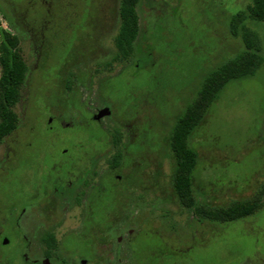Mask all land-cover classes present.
<instances>
[{"label":"rangeland","instance_id":"374dc122","mask_svg":"<svg viewBox=\"0 0 264 264\" xmlns=\"http://www.w3.org/2000/svg\"><path fill=\"white\" fill-rule=\"evenodd\" d=\"M250 1L141 0L143 43L127 59L116 57L119 0H91L90 6L87 0H0V29L16 35L28 65L14 107L18 127L0 147V209H21L34 199L41 183L56 177L63 149L100 147L98 171L118 187L114 198L107 181L97 208L100 219L118 225L121 264H133L132 246L149 264H264V203L233 222L196 217L176 195L169 145L176 119L204 77L244 49L230 20ZM151 20L149 39L155 41L147 47ZM248 24L264 54V21ZM100 110L106 114L99 117ZM95 124L118 131L119 142L112 144ZM139 136L145 146L135 145ZM190 142L199 154L193 180L199 204L227 207L264 195V64L226 86ZM119 153L122 164L111 175ZM62 166V175L74 167ZM85 208V200L78 206L59 201L54 208L49 200L30 204L23 218H63V229L76 232L85 216L94 218ZM116 247L113 240L76 255L90 264H115Z\"/></svg>","mask_w":264,"mask_h":264},{"label":"trees","instance_id":"16d2710c","mask_svg":"<svg viewBox=\"0 0 264 264\" xmlns=\"http://www.w3.org/2000/svg\"><path fill=\"white\" fill-rule=\"evenodd\" d=\"M140 2L141 0H119L121 17L115 38L118 58L136 57L141 50L143 42H140ZM249 21H264V0H251L245 8H241L231 17L230 32L234 37L241 39L244 49L219 64L204 77L195 98L176 119L170 135L169 145L175 161L172 183L180 204L196 217L216 223L233 222L251 216L257 213L264 203L262 201L264 195L260 194L251 199L235 201L227 207L199 204L193 188L194 173L199 164V154L190 142L193 133L204 122L209 109L230 82L254 75L264 64L261 39L249 26ZM149 34L150 23L145 43L147 47L153 46L155 41L152 37L149 39ZM156 35L158 36V33ZM0 68L1 147L4 138L18 127L14 107L20 99L28 73V65L20 53L16 35L4 28L0 29ZM117 156V161L121 162L122 154L119 153ZM140 256L136 254L139 264H149L145 258L139 260Z\"/></svg>","mask_w":264,"mask_h":264},{"label":"flooded vegetation","instance_id":"af4514ba","mask_svg":"<svg viewBox=\"0 0 264 264\" xmlns=\"http://www.w3.org/2000/svg\"><path fill=\"white\" fill-rule=\"evenodd\" d=\"M87 1L90 6L91 0ZM118 14L120 16L119 10ZM153 20H156L157 23L163 21L161 19ZM153 20L149 23L151 24ZM102 101L104 100L102 99ZM97 113L92 116L96 121L99 120ZM95 125L104 133L106 138L110 139L112 144L116 145L115 141L119 142L118 131L113 130V128L103 130L97 124ZM144 133L146 134L145 131ZM114 139L116 140L114 141ZM146 142L147 140L139 136L138 140H135V145L139 144L140 147L144 143L145 146ZM102 149L100 147H91L84 150L83 146H81L77 151L75 149L73 153L66 148L63 149V154L61 155L63 157L61 160L62 165L71 163L74 166L72 167L73 169L66 172V175H62L61 171L65 166H60V163H58L54 167L55 172L53 171L56 177H49L43 181L40 192L35 195L34 199L25 203L21 209L12 208L11 206L6 209H0L3 215L2 218L0 217V264H90L87 259L81 261L82 259L80 260L76 255L77 252L80 254L88 253L90 250L95 251L113 240L117 244L116 250H114L115 264L122 263L118 251L121 238L115 234L116 230H118V225L113 222L109 223L107 218L104 220L100 219L101 215L97 208L99 201L102 200L105 194L106 187H108L107 181L112 180L111 186L114 198L118 187L113 177L107 175L104 178V174H100L98 171L102 162L99 155ZM117 155L113 158V162L108 169V172H112L111 175L120 168V164L123 161V155L121 162L117 161ZM132 157L135 158L134 155ZM49 200H51L53 208L58 207L59 201L62 203L71 201L72 205L78 206L79 201L82 203L85 200V211L89 207L94 218L89 221L85 216L81 221V227L76 232L63 229L66 223L63 218H23L30 204L41 207ZM93 222L97 224L94 227L87 224ZM132 236L133 234H129V238ZM90 238L96 240L89 241ZM128 241L130 242V239ZM131 252L134 264L137 254L134 246H132Z\"/></svg>","mask_w":264,"mask_h":264},{"label":"water","instance_id":"95a60500","mask_svg":"<svg viewBox=\"0 0 264 264\" xmlns=\"http://www.w3.org/2000/svg\"><path fill=\"white\" fill-rule=\"evenodd\" d=\"M103 114H106V111H101V112L99 113V117H101Z\"/></svg>","mask_w":264,"mask_h":264}]
</instances>
